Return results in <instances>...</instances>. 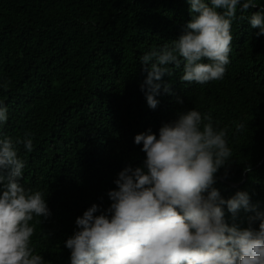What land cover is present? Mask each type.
Segmentation results:
<instances>
[{
    "label": "trees",
    "instance_id": "trees-1",
    "mask_svg": "<svg viewBox=\"0 0 264 264\" xmlns=\"http://www.w3.org/2000/svg\"><path fill=\"white\" fill-rule=\"evenodd\" d=\"M256 3L264 8V0ZM189 9L187 0H0V103L8 109L0 138L27 133L33 141L31 152L23 144L17 151L26 161L21 184L41 191L50 210L30 222L32 245L45 264H71L65 242L79 230L76 219L93 204L100 207L95 215L106 211L118 174L144 167L146 153L135 136L151 130L158 138L163 125L193 109L210 113L214 127L227 128L233 157L213 187L225 200L238 191L250 197L249 210L242 207L235 216L223 206L225 223L259 229L264 35L249 22L259 8L242 12L238 6L222 79L188 84L180 79L182 64L171 65L173 75L153 81L161 85L157 107L147 104L150 86L140 58L178 40L192 19ZM238 122L243 132L235 131Z\"/></svg>",
    "mask_w": 264,
    "mask_h": 264
},
{
    "label": "clouds",
    "instance_id": "clouds-1",
    "mask_svg": "<svg viewBox=\"0 0 264 264\" xmlns=\"http://www.w3.org/2000/svg\"><path fill=\"white\" fill-rule=\"evenodd\" d=\"M187 2L192 19L185 33L140 58L152 109L161 87L153 81L173 75L171 65L182 64L180 79L188 84L224 77L238 6L242 12L259 8L249 22L259 29L257 36L264 35V8L256 0ZM164 91H170L168 85ZM7 112L0 103V124L7 122ZM244 129V123H235L236 132ZM226 136L227 128L214 127L212 115L196 109L163 125L158 138L151 130L137 134L134 142L142 143L146 153L144 167H126L118 174L106 211L95 215L100 207L93 204L76 219L79 230L65 242L71 264H264V220L258 230L224 220V205L233 216L242 207L249 210V194L238 191L225 200L213 187L216 173L233 157ZM20 144L33 150L30 134L0 138V264H45L32 245L35 225L30 222L47 218L50 210L41 191L21 184L26 161L18 156Z\"/></svg>",
    "mask_w": 264,
    "mask_h": 264
},
{
    "label": "water",
    "instance_id": "water-1",
    "mask_svg": "<svg viewBox=\"0 0 264 264\" xmlns=\"http://www.w3.org/2000/svg\"><path fill=\"white\" fill-rule=\"evenodd\" d=\"M264 164V161L257 167V169H259L262 165ZM232 186L236 187L237 185L231 183Z\"/></svg>",
    "mask_w": 264,
    "mask_h": 264
}]
</instances>
